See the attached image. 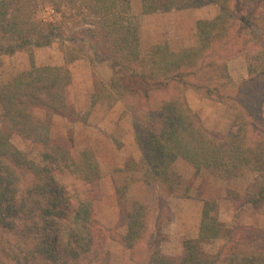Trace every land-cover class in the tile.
Returning a JSON list of instances; mask_svg holds the SVG:
<instances>
[{"label": "trees", "instance_id": "16d2710c", "mask_svg": "<svg viewBox=\"0 0 264 264\" xmlns=\"http://www.w3.org/2000/svg\"><path fill=\"white\" fill-rule=\"evenodd\" d=\"M43 4L59 18L41 17ZM211 4L221 11L196 22L197 46L174 52L160 44L143 55L138 27L117 17L131 0H0V32L10 42L5 51L25 50L30 60L29 71L0 87V264H106L105 238L127 248L137 264H264V234L228 226L216 202H204L199 234L184 241L179 260L151 239L155 214L146 205L134 204L126 234L101 226L93 213L101 179L96 157L77 152L72 135L58 139L51 133L56 116L77 121L65 89L72 81L69 65L80 57L72 50L65 66L35 62L34 49L60 41L91 51L92 65H110V82L95 81L93 99L120 102L131 115L158 204L180 196L182 179L174 170L179 159L195 175L202 169L230 174L248 168L255 179L245 194H235L238 220L264 208V0H141L144 15ZM65 6L94 18L95 30L82 32L89 38L65 36L76 16L67 18ZM239 57L247 60V78L235 82L229 63ZM189 90L236 112L229 139L204 126L187 101ZM14 135L31 142L41 163L14 146ZM219 240L224 243L217 253L205 250Z\"/></svg>", "mask_w": 264, "mask_h": 264}, {"label": "rangeland", "instance_id": "374dc122", "mask_svg": "<svg viewBox=\"0 0 264 264\" xmlns=\"http://www.w3.org/2000/svg\"><path fill=\"white\" fill-rule=\"evenodd\" d=\"M65 7L62 12L68 14V18L72 11ZM220 11L219 6L211 4L198 10H174L169 13L144 15L141 0H131L130 9L121 7L117 17L138 27L141 53L147 55L160 44H168L174 52L197 46L199 41L196 22L211 20ZM39 15L45 19L59 18L50 5L44 4L39 9ZM75 15L65 29V36L79 34V37H83L82 32L95 30L90 25L94 18L89 17V12H77ZM84 37L89 38V32ZM9 44V40L0 32V87L10 83L18 74L30 70L29 53L22 50L8 54L5 50ZM33 51L37 66H65V58L70 51L72 55L80 57L69 65L72 81L65 89L66 101L74 109V118L77 121L55 117L51 133L53 138L58 139L72 135L77 152H90L96 157L101 179L95 187L93 213L101 226L126 234L127 216L133 210L134 204L146 205L155 214V236L151 239H155L156 245L160 246L159 249L166 256L179 260L184 252V241L197 236L203 203L211 201L218 204L219 218L228 226L236 223L256 231L259 235L264 234V208L248 210L238 220H234L237 208L235 194H245L255 179L254 173L246 167L230 174H217L202 169L195 175V169L179 159L174 164V170L182 179L180 196L172 197L167 204L163 201L158 204L159 192L156 186L147 182L143 150L136 142L131 115L120 102L114 104L113 101L105 99H93L95 81L110 82V65H92L91 51L79 46L73 49L69 42L56 41L48 48ZM229 72L235 82L247 78L246 58L232 60L229 63ZM186 98L210 132L229 139V132L236 118V112L231 107L192 90L186 92ZM42 115L41 111L36 112L37 117ZM262 115L264 118V106ZM12 141L31 160L41 163L39 152L31 142L18 135H14ZM223 243L222 240L216 241L205 246V250L215 254ZM102 247L108 254L106 264H137L132 260L131 252L111 238H105Z\"/></svg>", "mask_w": 264, "mask_h": 264}, {"label": "crops", "instance_id": "0c3cea01", "mask_svg": "<svg viewBox=\"0 0 264 264\" xmlns=\"http://www.w3.org/2000/svg\"><path fill=\"white\" fill-rule=\"evenodd\" d=\"M198 10V9H197ZM56 117H60V116H56ZM55 118V117H54ZM53 124H54V120H53ZM53 126V125H52ZM203 205H204V203H203ZM201 210H203V206H202V209ZM201 215H202V212H201ZM199 227H200V225H199ZM198 234H199V229H198V232H197V236H198ZM197 236L196 237H193V238H197Z\"/></svg>", "mask_w": 264, "mask_h": 264}]
</instances>
